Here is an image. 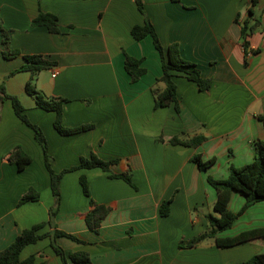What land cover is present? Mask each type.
<instances>
[{"label": "crops", "instance_id": "1", "mask_svg": "<svg viewBox=\"0 0 264 264\" xmlns=\"http://www.w3.org/2000/svg\"><path fill=\"white\" fill-rule=\"evenodd\" d=\"M143 3L142 12L135 0H0L9 46L21 52L4 57L0 31V84L19 97L32 122L43 129L53 170L59 173L95 154L117 160L111 172L129 173L135 185L101 168L65 172L55 221L59 229L84 242L64 236L57 241L67 253L87 252L93 264H240L264 252V239L226 248L219 247L215 237L194 247L180 243L208 231L209 214L219 216L214 209L217 191L208 177L227 178L231 166L252 162L253 141L264 139L260 119L264 116V0ZM40 11L58 17L60 32L32 24ZM146 20L165 48L178 44L182 57L212 80L209 89L201 90L185 74H176L180 112L174 106H155L152 88L163 73L161 56L151 35L136 40L131 34ZM244 23L257 24L245 37ZM126 53L143 58L146 73L138 81L133 82L125 69ZM25 54L56 62L36 74L38 91L69 99L64 105L66 126L91 128L70 135L56 130V113L40 108L26 90L32 72L10 75L26 63ZM157 86L163 88L161 83ZM197 135L206 140L196 147L169 142L175 136ZM17 147L32 157L22 171L10 159ZM197 153L205 160L215 157L216 162L201 170L192 161ZM83 175L91 197L83 192ZM30 188L39 193V200L20 203ZM91 198L112 208L98 232L85 220ZM164 201H170L166 216L160 214ZM54 204L42 146L33 129L16 116L11 102L0 101V251L24 229L47 222ZM244 204L245 197L234 192L229 208L238 212ZM254 206L264 212L260 201L244 214ZM256 220L245 221L239 229L233 225L216 236L264 227V217L258 219L260 224ZM51 229L46 224L40 233ZM32 255L33 264H61L50 237L27 245L22 264H28L25 260Z\"/></svg>", "mask_w": 264, "mask_h": 264}, {"label": "trees", "instance_id": "2", "mask_svg": "<svg viewBox=\"0 0 264 264\" xmlns=\"http://www.w3.org/2000/svg\"><path fill=\"white\" fill-rule=\"evenodd\" d=\"M140 11H144L143 0H135ZM180 1V0H173ZM255 4L257 0H252ZM250 12H252L250 10ZM34 26H46L50 32L58 33L60 29L58 27V17L49 12L40 11L37 17L33 20ZM257 24L248 26L244 23L242 26V34L245 37L248 31L255 29ZM0 31L3 34V44L5 50L3 55L6 58H11L19 55L21 52L18 49H11L9 46V33L1 24ZM131 34L136 40L151 35L154 40V45L159 51L162 60V76H160L152 91L155 96L156 107L174 106L177 112H180V104L178 99V87L175 80L176 74L183 73L186 77L196 82L201 90H207L212 84L211 79L202 77L201 72L195 63H192L184 59L180 53L178 44H171L168 48H165L161 42V39L151 21L146 20L142 25H136L132 28ZM247 46V41H244ZM259 50H255L257 52ZM24 58L26 63L21 67L13 70L10 75L22 70H29L32 72L31 79L27 82L26 90L32 95L37 105L47 111H54L56 118L54 126L56 130L63 135L74 134L88 128L91 125H82L78 127H68L64 124V105L69 99L64 97L46 96L42 92L38 91L35 79L36 74L39 71L50 69L55 65L54 60H50L42 55L25 54ZM143 58H136L126 53L125 69L131 77L133 82L138 81L145 73L146 68L142 66ZM162 83L163 88H159L157 84ZM9 100L16 116L27 126L33 129L36 140L43 148L45 155L46 167L50 173L51 189L55 197V204L50 209V219L47 222H41L35 224L31 228L24 229L16 239L4 250L0 251V264H22L21 253L23 249L30 244L50 237L51 246L54 251L60 256L61 264H70V261L84 262L86 264H93L90 256L87 252H69L58 243V237H69L79 242H84L74 234L68 233L58 228L55 218L61 205V191L60 182L63 174L67 171L77 169H91L101 168L106 172H110V176L114 178H122L131 185L135 186L132 177L129 173H112L111 165L116 163L117 160H103L97 155L92 154L91 157H82L79 164L72 168L63 170L59 173L55 172L51 166V156L49 154L48 142L43 129L32 122L27 114L26 108L22 104L18 96L7 92L4 84H0V101L4 102ZM260 119L264 122V116H260ZM206 140L204 135H197L190 139H182L175 136L169 140L172 144H182L187 146H198ZM254 159L252 162L245 164L241 167L231 166L230 175L224 179H218L213 176L208 177L209 183L217 191V199L214 204L215 211L219 216L213 214L208 215V221L210 229L199 236L193 237L180 243L181 247H194L208 237H215L216 244L221 248L232 247L239 245L254 239H264V227H256L253 229L242 231L234 236L230 237H218V232L231 228L240 215H242L250 206L264 201V139H257L253 141ZM13 163L17 165L18 170H24L29 164L32 163V157L25 153L21 147H17L10 156ZM192 161L195 162L201 170H208L215 162L216 158L203 159L202 155L197 153L192 157ZM80 183L83 192L86 196L91 197L89 182L86 176L80 177ZM234 192L240 193L245 197V204L238 212H233L229 208V203ZM40 195L34 189L30 188L28 192L21 198L20 203L27 201H37ZM170 201H164L161 204L160 214L166 216L169 213ZM91 209L85 215V220L88 227L96 232L99 231L103 220L107 217L111 211V206L96 202L93 198L90 199ZM51 226V231L40 233V230L46 225ZM34 256H30L25 260L28 264H33ZM46 264V263H42ZM240 264H264V252L257 253L249 260L241 262Z\"/></svg>", "mask_w": 264, "mask_h": 264}, {"label": "rangeland", "instance_id": "3", "mask_svg": "<svg viewBox=\"0 0 264 264\" xmlns=\"http://www.w3.org/2000/svg\"><path fill=\"white\" fill-rule=\"evenodd\" d=\"M235 207H238V206H235ZM252 208H255V209H252V211H249V213H247V214L243 213L242 215L239 216L238 223H236L237 221H235L234 225L236 226V229H239L240 227H243L244 222L245 221H249L251 219H257L256 223L260 224L258 219L264 217V212L262 211V209H259V207H257V206H254ZM234 209H238V208H234Z\"/></svg>", "mask_w": 264, "mask_h": 264}, {"label": "built area", "instance_id": "4", "mask_svg": "<svg viewBox=\"0 0 264 264\" xmlns=\"http://www.w3.org/2000/svg\"><path fill=\"white\" fill-rule=\"evenodd\" d=\"M56 73H57V72L55 71V73H53V76H56Z\"/></svg>", "mask_w": 264, "mask_h": 264}]
</instances>
